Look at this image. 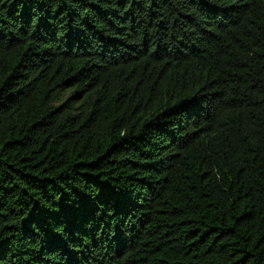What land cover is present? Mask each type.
I'll use <instances>...</instances> for the list:
<instances>
[{"label":"trees","instance_id":"16d2710c","mask_svg":"<svg viewBox=\"0 0 264 264\" xmlns=\"http://www.w3.org/2000/svg\"><path fill=\"white\" fill-rule=\"evenodd\" d=\"M0 264H264V0H0Z\"/></svg>","mask_w":264,"mask_h":264}]
</instances>
